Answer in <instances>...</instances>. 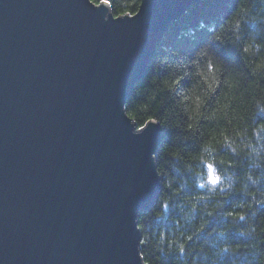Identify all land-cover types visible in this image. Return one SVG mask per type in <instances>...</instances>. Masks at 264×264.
<instances>
[{
	"label": "water",
	"instance_id": "obj_1",
	"mask_svg": "<svg viewBox=\"0 0 264 264\" xmlns=\"http://www.w3.org/2000/svg\"><path fill=\"white\" fill-rule=\"evenodd\" d=\"M198 1L0 0V264H148L164 129L125 105Z\"/></svg>",
	"mask_w": 264,
	"mask_h": 264
},
{
	"label": "trees",
	"instance_id": "obj_2",
	"mask_svg": "<svg viewBox=\"0 0 264 264\" xmlns=\"http://www.w3.org/2000/svg\"><path fill=\"white\" fill-rule=\"evenodd\" d=\"M140 3L109 4L121 15ZM125 106L138 127L164 129L158 197L138 215L144 261L264 264V0L191 5Z\"/></svg>",
	"mask_w": 264,
	"mask_h": 264
},
{
	"label": "snow or ice",
	"instance_id": "obj_3",
	"mask_svg": "<svg viewBox=\"0 0 264 264\" xmlns=\"http://www.w3.org/2000/svg\"><path fill=\"white\" fill-rule=\"evenodd\" d=\"M93 2H95V0H93ZM103 3L105 5H107V4L111 3V0H103ZM153 123H155V122H153ZM136 131L139 132L140 135L143 136V135H146L150 131V129H148L146 126H142L140 129H137ZM207 171H208V176H207L206 182L210 183L212 185H218L220 182V178L217 175H215V169H214L213 165H211V164L207 165ZM204 186L205 185H201V187H204ZM241 219H242V217H241ZM188 239L190 240L191 237H188Z\"/></svg>",
	"mask_w": 264,
	"mask_h": 264
}]
</instances>
